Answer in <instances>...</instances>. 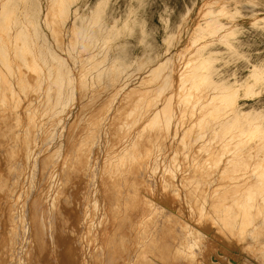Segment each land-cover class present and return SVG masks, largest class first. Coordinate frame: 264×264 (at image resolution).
I'll return each mask as SVG.
<instances>
[{"label": "rangeland", "instance_id": "1", "mask_svg": "<svg viewBox=\"0 0 264 264\" xmlns=\"http://www.w3.org/2000/svg\"><path fill=\"white\" fill-rule=\"evenodd\" d=\"M9 38L12 42L16 41V49L8 47ZM184 58L188 61L186 62ZM0 59H11L12 62H17L9 70L0 71V83L10 80V85L22 86L19 91L27 90V85L36 86L28 89V91L36 90L35 92L39 90L46 92L58 87L65 95L64 104H67L66 110L70 112L77 107L74 104L78 98L76 95L80 93L78 91L80 83L84 80L86 89L92 88L103 93L108 91L104 96L108 95L105 100H109H102L103 105H99L101 110H106L112 106V103L115 105L118 101L119 92L114 96L116 101L112 99V96L109 97L111 92L114 93L117 85L120 88L123 86L122 89L130 86L134 88L136 94L128 95L132 96V99L135 98L134 100L143 93L140 94L142 88L145 97L148 91L150 96L154 92L151 97L148 94L151 99L143 98L144 101L149 100L146 103L150 102L152 105L150 107L144 102L145 107L148 106L146 109L150 108L148 115L151 114L149 119L146 115V122H148L146 132H149V135L147 133L146 135L152 144V146L150 143L148 145L152 147H148L150 154L147 153L150 155L148 158L151 166H149L152 169L157 163L154 166L157 170L152 169L155 173L151 169L149 171L150 178L155 177L157 180L155 178L154 181L151 180L159 182L161 179L162 183L168 182L170 176L182 170L180 161L186 158L188 153V157H194V161L196 159L194 162V174L196 173L194 175V264H264V0H0ZM257 73L260 75L259 79L255 78ZM89 76L92 77L91 80ZM142 77L145 81L141 80ZM76 78L81 81H76ZM31 79L32 82H30ZM141 81L144 83L142 84ZM183 82L184 86H182ZM199 85L201 87L198 88ZM183 89L189 93L186 94ZM134 91L131 90V92ZM175 92L180 95L177 96ZM198 95H201V98ZM139 99L142 98L139 97ZM175 111L179 113L178 119H176L178 114L176 115ZM180 113L183 115L182 118ZM181 120L186 122L183 123ZM157 124L160 125L157 126ZM188 124L191 125H189L190 129L187 127ZM182 125L184 129L187 128L186 136L183 135L184 130L180 128ZM160 127L161 130H166L163 131V135L169 132L165 134L164 140L167 139L165 141L161 139L163 135L159 133ZM149 128L155 132L158 130L160 137L154 138L157 133H153ZM151 134L155 135L151 136ZM171 134L172 145L169 144ZM185 139L193 148L183 143V140L187 143ZM153 140L155 144L156 141L165 142L163 148L162 143L161 145L157 143L161 151L157 145L153 144ZM177 142L180 143L177 144ZM183 144L186 145L187 150ZM202 146L204 148L201 150ZM149 148L157 151L153 150L155 152L152 153ZM170 150L173 154L169 153ZM164 152L168 154L165 153L166 157L163 156L166 159L160 156L162 153L164 155ZM178 152L181 154L179 155ZM172 158L176 160L175 163ZM156 159H158L157 162ZM162 160L166 165L162 163ZM159 169L165 170L158 171ZM164 171H167V174ZM217 173L220 174L216 175ZM162 174L163 177H161ZM165 174V178L171 175L165 179ZM223 175H226L224 177H227V180L225 178L221 180ZM226 189L227 192L223 191ZM234 191L239 194H234ZM203 196L207 197L203 198ZM220 196L226 199L231 198L225 201L221 197L219 200ZM218 200L219 203L222 202L218 203L219 205ZM206 201L214 203L213 206ZM214 205L221 208L217 207L218 210L214 208ZM242 206L245 210L242 209L240 213L239 209L243 208ZM226 213L227 216H225ZM229 213L232 215L230 216ZM203 247H206L205 250Z\"/></svg>", "mask_w": 264, "mask_h": 264}, {"label": "bare ground", "instance_id": "2", "mask_svg": "<svg viewBox=\"0 0 264 264\" xmlns=\"http://www.w3.org/2000/svg\"><path fill=\"white\" fill-rule=\"evenodd\" d=\"M47 10H49V8ZM52 17L54 18V16ZM55 28H57V26H55ZM216 28H218V26ZM70 38L73 37L70 36ZM70 42H72V40ZM16 44V41L12 42V39H8V47L15 48L17 47ZM79 51L81 53V50ZM16 63L17 62H12L11 59H0V71L4 69L9 70V68H11L13 64L16 65ZM189 63L187 65H189ZM33 65L32 63V68ZM86 67H88L87 64ZM83 68L86 69L85 67ZM255 72L259 73L258 70H255ZM29 73L31 74V72ZM258 73L257 77L255 75V78L259 79L260 75ZM31 76L33 78V75ZM91 76H89L90 80L92 79ZM147 77L148 76H146V78ZM143 79L145 78L142 77L141 80L145 81ZM76 81L80 82L81 80L79 81L76 78ZM176 81L178 80L176 79ZM17 82L18 80L16 83ZM30 82H32V79ZM84 82L86 81L84 80L83 83H80L78 90L80 93L76 95L78 98H76V103H74L77 107L75 105L76 108L72 112L66 110L67 104H64V100H66L65 95L58 87L46 91V89H48L47 87L45 89L46 92H41L40 90L39 92H35L36 90L28 91V89H33L36 86L27 85V90L19 91L22 86L20 87L19 84L12 86L10 85V80L1 81L0 83V264H194V175L196 174H194V162L196 159L194 161V157H188V153L186 158H182L181 161L178 159L182 167V170L178 174L173 176L169 174L170 180L165 183L160 182L161 179H158L159 182H153L155 179L157 180V178L154 177L155 179L153 178V180L150 178L151 174H149L151 165L148 158L150 156L148 147L152 146V144L148 141L147 135H149V132H146V125L148 123L146 121L151 114L149 113L148 115L150 108L147 110L148 106L145 107L146 104L150 105V102L146 103L149 100H143V98L146 99L148 97L149 91L147 90L148 94L146 93L147 97H145V92L142 88L141 90L143 91L140 90V94L141 92L143 93L139 96L137 94L138 99L139 97L142 99L138 100L136 98L137 100H134L135 98L132 99V96H128L132 93L136 94L133 90L134 88L132 89L130 86L129 88L122 89L123 86L120 88L117 85L115 88L116 91L111 88L114 90V95L111 92L109 97L112 96V99H114V96L119 92L117 95L118 101L114 105L112 103L114 99L111 101V107H109V104V108L101 110V106L104 103H102V100L107 98L108 95H104H106L108 91L103 93L100 90H94L92 88L86 89V83ZM184 82L182 86H184ZM89 83L90 82H87V84ZM143 83L144 82H142V84ZM182 86L180 85L179 88L181 89ZM199 87H201V85H199L198 88ZM82 90L86 93H81ZM131 90L135 93L131 92ZM137 90L136 88V91ZM149 90L151 89L149 88ZM184 92L186 91L184 90ZM202 92H204V90ZM188 93L186 92V94ZM152 94H154V92ZM178 95H180V93H178L177 96ZM184 95L185 94H183V97H185ZM67 96L68 93L66 94V97ZM150 97L147 99H151ZM107 100L109 99L105 101ZM202 101H204L203 98ZM99 105L101 106L99 107ZM182 105H184V103ZM151 106L152 105H150V107ZM69 109L71 110V108ZM175 114H178L176 116V119H178L179 113L176 112ZM146 115L148 116L147 119ZM182 116L183 115H181V118ZM170 119L166 120L170 121ZM177 123L178 122H176V124ZM159 125L157 124V126ZM189 125L190 124H188L187 127L190 129ZM180 128L184 130L183 135L188 132L186 131L187 128L185 127L184 129L183 125L182 127L180 126ZM151 129L149 128L150 131H152ZM154 129L156 130V128ZM182 130L180 131L182 132ZM159 131V133L163 135V131L166 130H161L160 127ZM180 131L179 133L181 134ZM152 132L154 133L155 131ZM156 133L157 136L155 135ZM166 133L169 132L167 131ZM166 133L161 136L162 140H164ZM155 134H151V136L155 135L154 138L160 137V134L158 135V130ZM188 136L189 134L187 137ZM197 136L198 135H196V137ZM171 137L172 134L169 139V144L171 143ZM181 138L184 139L183 137ZM157 141L156 144L155 141L153 144L158 147L160 141ZM164 141H161L162 145L160 143L162 148L165 143ZM185 141L187 140L185 139ZM188 141L186 143L183 140V143L190 145H187V147L191 148L192 145ZM149 143L150 146H148ZM178 143L180 142H177V144ZM203 146L200 147L201 150L204 148ZM187 147L185 145L186 150L188 149ZM154 148H156V146H154ZM154 148L152 150L150 149L152 153L157 151ZM189 150L187 152H189ZM168 151L169 150H167V152ZM171 151L172 150H170L169 153L173 154ZM180 152H178L179 155L181 154ZM165 153L166 152H164V155L163 153L160 155L161 158L165 156ZM192 154L194 155V152ZM155 155L156 153L154 156ZM158 155L159 154H157V156ZM166 155L168 154L166 153ZM154 156L151 155V157L155 158ZM165 157L163 158L166 159ZM161 158L158 157V159ZM158 159H156V162ZM162 161V163H164V160ZM175 162L176 160H173V163ZM156 165H153L152 169H155L154 171L157 170L154 168ZM170 167L173 166L170 165ZM230 167L231 166H229V169H231ZM163 170L165 169H159L158 171ZM154 171L152 172L155 173ZM173 172L170 173L173 174ZM223 172H225V170ZM156 174H158V172H156ZM218 174L220 173L216 175ZM224 176L226 175H223V179L219 178L224 180ZM161 177H163V174ZM223 191L227 192V189ZM203 193V195H205V192ZM236 193L234 191V194ZM197 195L199 196V194ZM206 197L207 196H203V198ZM213 197L214 196H212V198ZM221 197H223L222 199L224 200L226 199L224 196H220L219 200H221ZM198 201L201 200L198 199ZM206 202L211 203L210 201ZM220 203L222 202L220 201ZM203 204H201V206ZM213 204L211 203L210 205L213 206ZM215 205L214 208L216 207ZM218 205L217 207H220ZM234 206L235 204L233 207ZM242 209H244V207L239 209L240 213ZM231 215L232 214H230V216ZM204 216L206 217V215ZM225 216H227V213ZM227 219H229V217H227ZM240 223L242 224V222ZM213 224L215 223L213 222ZM237 226L239 225L237 224ZM209 229L210 228H208V230Z\"/></svg>", "mask_w": 264, "mask_h": 264}]
</instances>
